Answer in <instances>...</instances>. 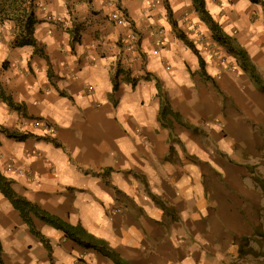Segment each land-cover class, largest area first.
Instances as JSON below:
<instances>
[{"label":"crops","instance_id":"0c3cea01","mask_svg":"<svg viewBox=\"0 0 264 264\" xmlns=\"http://www.w3.org/2000/svg\"><path fill=\"white\" fill-rule=\"evenodd\" d=\"M205 2L264 78V0ZM190 5L192 0H39L35 36L46 57L32 46H15L14 23L0 22V92L19 106L0 96L1 173L19 194L106 240L129 264H230L237 242L257 226L260 188L247 168L264 162V92L224 46H218L221 55L198 51L216 85L205 78L171 23L189 39V19L205 23L196 10L186 13ZM120 9L126 15L121 23L111 17ZM117 68L139 79L137 85L120 75L113 91ZM156 79L172 108L206 137L161 124ZM33 120L47 129L31 128ZM2 128L60 145L35 137L19 141ZM35 223L51 252L0 192L5 264H114L39 219Z\"/></svg>","mask_w":264,"mask_h":264},{"label":"trees","instance_id":"16d2710c","mask_svg":"<svg viewBox=\"0 0 264 264\" xmlns=\"http://www.w3.org/2000/svg\"><path fill=\"white\" fill-rule=\"evenodd\" d=\"M252 2L258 3L260 0H251ZM196 12L199 13L201 19L207 23L210 31L212 32L213 38L221 45L226 48V50L235 56L238 60V64L243 71H245L251 78L253 84L264 92V78L257 70V67L252 62L247 51L239 45L234 38L226 34L221 28L220 24L216 22L209 11L206 8L205 0H192ZM39 0H0V22H12L15 25L16 37L14 40V45L17 47L22 46H32L35 53L46 57L44 46L37 40L35 36V29L39 22L36 16V9L38 7ZM169 9V8H168ZM171 23L175 29L178 37L182 39L187 46H189L194 53L197 55L203 75L214 85V80L207 75L205 71V61L200 55L195 45L187 38V36L177 28V23L172 20ZM79 27L74 29V41H78ZM120 75L124 76V81L130 83L135 87L139 79L131 76L129 71H124L121 68H117L115 76L113 78V91H118L119 82L118 77ZM148 78V76H147ZM156 87L158 90V95L160 98V111H159V121L161 124L170 129L171 132L175 131V125L180 124L183 127L196 130L197 128L186 122L183 117L176 112L170 103L169 98L163 88L162 83L156 79ZM1 98L12 108L19 109L10 97L5 96L4 92H0ZM2 131L9 138H14L19 141L26 140L30 137H35L37 140H50L56 146L60 144L50 139L46 136H36L29 132L21 133L10 131L9 129L2 128ZM172 151V150H171ZM257 184L264 190V179H256ZM0 192L3 196L9 200L14 209L19 213L21 219L28 226L30 233L40 242L43 246L51 252V244L49 240L43 235V233L37 228L35 219H39L45 224L52 226L55 229L62 231L65 237L76 244L90 250H95L105 258L111 260L114 264H129L124 260L120 254L104 239L98 238L93 234L89 233L81 225H72L65 221L64 219L55 216L36 203L28 200L25 196L19 194L13 187V181L8 177L4 176L0 171ZM151 198L157 203L165 213L173 215V209L168 206L165 202L158 199L156 196L151 194ZM0 264H5L3 258V244L0 238Z\"/></svg>","mask_w":264,"mask_h":264},{"label":"rangeland","instance_id":"374dc122","mask_svg":"<svg viewBox=\"0 0 264 264\" xmlns=\"http://www.w3.org/2000/svg\"><path fill=\"white\" fill-rule=\"evenodd\" d=\"M184 8L186 13L195 12V8L193 5H190L189 7L184 6ZM120 11L125 17L126 15L124 10L120 9ZM169 11L170 10L168 9V12ZM189 21H191L193 25H191V29H189V34H191L192 36H188L189 39L195 44L198 51L202 52V54H204L205 56L206 54L214 56L221 55V50L218 48V46L221 45L216 43V40L213 38L207 23L205 24L202 22V24H195V21H199L193 18L189 19ZM35 121L40 120H33L31 126V128L33 129L38 128L34 126ZM177 126H179V124ZM193 132L198 133L202 137L207 136L206 131L203 129H199ZM48 134L49 133H45V135ZM173 135L174 136L171 137L172 141H177L178 139L176 137V134L174 133ZM259 161H262V158L259 159ZM263 164L264 162L255 163L254 165H249V167L247 168L249 171L248 177L252 179V182L253 184H255V186L260 188L261 202L259 209H257V212L255 213L257 226L255 228V231L250 236L243 237L237 242L238 246L237 249H234L230 264H264V190L261 189V187L255 181L256 179H264V173L261 172ZM255 206L257 207V205ZM251 221L252 220L250 219V225L252 224Z\"/></svg>","mask_w":264,"mask_h":264},{"label":"built area","instance_id":"2783aa9c","mask_svg":"<svg viewBox=\"0 0 264 264\" xmlns=\"http://www.w3.org/2000/svg\"><path fill=\"white\" fill-rule=\"evenodd\" d=\"M112 18H113V20H115V21H117V22H124V16H123V14L121 13V11L120 10H114L113 12H112V16H111ZM44 123L42 122V121H35L34 122V126L35 127H45L44 125H43ZM46 128V127H45ZM47 129V128H46ZM47 131H49V127H48V130ZM49 132H53V131H49Z\"/></svg>","mask_w":264,"mask_h":264}]
</instances>
